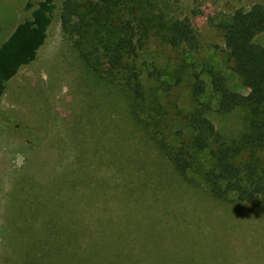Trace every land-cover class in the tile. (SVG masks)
Listing matches in <instances>:
<instances>
[{
    "label": "rangeland",
    "instance_id": "1",
    "mask_svg": "<svg viewBox=\"0 0 264 264\" xmlns=\"http://www.w3.org/2000/svg\"><path fill=\"white\" fill-rule=\"evenodd\" d=\"M27 1L0 0V46L31 16ZM63 2L37 59L10 80L3 96L0 264H264V212L219 200L203 182L178 173L134 120L122 90L81 58L62 27ZM259 2L165 1L170 17L190 19L200 47L174 49L153 39L142 60L173 73L183 59L207 82L197 101L193 81L169 92L171 130L184 127L181 116L200 102L212 105L208 116L219 132L235 137L244 130L247 110L218 111L204 64H214L232 89L248 94L225 62L218 25ZM255 40L264 45V33Z\"/></svg>",
    "mask_w": 264,
    "mask_h": 264
},
{
    "label": "trees",
    "instance_id": "2",
    "mask_svg": "<svg viewBox=\"0 0 264 264\" xmlns=\"http://www.w3.org/2000/svg\"><path fill=\"white\" fill-rule=\"evenodd\" d=\"M59 0H28L31 16L17 24L0 46V110L8 84L38 57L56 17ZM166 0H64V32L73 36L84 62L101 79L118 87L127 97L129 110L140 126L191 183L203 182L223 201H239L264 212V3L249 10L239 8L219 29L224 40L225 62L248 89H232L225 74L205 63L211 77L218 111L245 108L246 127L235 137L219 132L209 118L210 103L200 102L182 117L184 127H169V92L193 81L192 96L205 94L207 82L195 64L181 59L173 73L142 55L156 39L174 49L198 51L199 33L189 18L170 17ZM172 77L174 83L163 78ZM185 84V83H184ZM166 95V96H165ZM176 105H178L176 103ZM179 110L177 115H181ZM170 130V133H168Z\"/></svg>",
    "mask_w": 264,
    "mask_h": 264
},
{
    "label": "clouds",
    "instance_id": "3",
    "mask_svg": "<svg viewBox=\"0 0 264 264\" xmlns=\"http://www.w3.org/2000/svg\"><path fill=\"white\" fill-rule=\"evenodd\" d=\"M21 159H22L21 157H18V162H19Z\"/></svg>",
    "mask_w": 264,
    "mask_h": 264
}]
</instances>
